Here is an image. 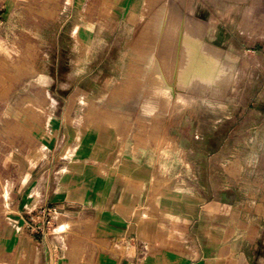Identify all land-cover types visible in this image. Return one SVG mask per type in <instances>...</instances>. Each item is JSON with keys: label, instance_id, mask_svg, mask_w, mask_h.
<instances>
[{"label": "crops", "instance_id": "1", "mask_svg": "<svg viewBox=\"0 0 264 264\" xmlns=\"http://www.w3.org/2000/svg\"><path fill=\"white\" fill-rule=\"evenodd\" d=\"M134 1L127 20L136 16ZM102 21L113 34L125 29L115 14ZM101 41L90 43L88 72L51 79L48 119L34 145L0 152V264H251L250 251H264V230L249 221L241 194L207 182L199 184L203 194L163 191L154 180L164 109L178 122L176 105H165L150 79L149 62L158 59L127 54L132 42L125 37ZM132 59L139 70L130 68ZM169 62L173 68L176 56ZM191 74L204 77V64ZM48 209L56 211L54 227L41 237L28 222Z\"/></svg>", "mask_w": 264, "mask_h": 264}, {"label": "rangeland", "instance_id": "2", "mask_svg": "<svg viewBox=\"0 0 264 264\" xmlns=\"http://www.w3.org/2000/svg\"><path fill=\"white\" fill-rule=\"evenodd\" d=\"M117 1L0 0V152L34 145L48 119L51 79L55 83L69 71L88 72L86 59L96 47L91 42L125 37L132 42L127 54L135 50L158 59L149 62L161 69L150 78L157 89L185 92L163 100L167 106L177 104L173 113L178 122H171L164 109L154 180L163 191L174 187L190 192L193 187L203 194L199 186L207 182L232 195L237 192L247 202L249 221L264 230V0H139L131 20L126 19L127 7L134 0ZM145 2L147 17L140 22ZM195 7L201 12L193 15ZM108 14H115L125 29L113 34V27L102 21ZM203 21L206 25H199ZM177 26L179 33H190L187 40L178 36ZM173 56L177 66L170 68ZM140 63L129 61L137 70ZM218 63L221 68L212 81L210 73ZM196 64L206 67L204 77L191 74ZM21 116L30 123L21 125ZM250 255L251 264H264L259 247Z\"/></svg>", "mask_w": 264, "mask_h": 264}, {"label": "bare ground", "instance_id": "3", "mask_svg": "<svg viewBox=\"0 0 264 264\" xmlns=\"http://www.w3.org/2000/svg\"><path fill=\"white\" fill-rule=\"evenodd\" d=\"M135 2V1H134ZM162 17V16H161ZM161 19V18H160ZM159 21H161V20H159ZM160 23V22H159ZM183 27V26H182ZM180 29V28H179ZM182 29V28H181ZM211 29V28H210ZM207 30V29H206ZM179 33V32H178ZM190 35V33L187 31V29H182L181 30V32L178 34V36H180V38L181 39H183V40H187L188 39V36ZM197 38V37H196ZM202 38V37H201ZM179 39V38H178ZM180 42V41H179ZM204 42V41H203ZM182 43V42H181ZM205 43V42H204ZM179 44V43H178ZM185 44V43H184ZM207 44V43H206ZM186 46V45H185ZM189 49H191V48H189ZM188 49V50H189ZM179 50H180V48H179ZM200 50V49H199ZM179 52V51H178ZM133 56V55H132ZM152 56V55H151ZM179 56V55H178ZM206 60H208V59H206ZM216 61V60H215ZM214 61V62H215ZM202 62V61H201ZM204 63V62H203ZM207 63V62H206ZM210 63V62H209ZM208 64V63H207ZM212 64V63H211ZM210 64V65H211ZM213 65V64H212ZM215 66H214V68H213V71L210 73V71H209V73H210V77H211V80L213 81V80H216L217 79V73L219 72V67L221 68V66H220V63H218V64H214ZM176 66H177V63H176ZM142 67H143V65H142ZM211 67V66H210ZM204 68H206V67H204ZM158 70H161V69H159V67L157 68ZM156 69V67L154 66V67H152V70H151V72H150V74H154V73H156V72H154L155 70H157ZM177 70H178V67H177ZM177 70H176V73H177ZM210 70V69H209ZM171 72H173V71H171ZM157 73H159V72H157ZM161 73V72H160ZM155 75V74H154ZM158 75V74H157ZM163 75V74H162ZM172 75H173V73H172ZM178 75V74H177ZM159 76H160V74H159ZM175 76V75H174ZM163 77H164V79H165V81H166V78H165V76L163 75ZM158 78V77H157ZM160 78V80H162L161 79V77H159ZM226 78V77H225ZM175 79H176V76H175ZM159 81V80H158ZM186 82V81H185ZM188 82V81H187ZM162 83V82H161ZM166 83H167V81H166ZM168 83H170V82H168ZM172 83V82H171ZM170 83V84H171ZM160 84V83H159ZM165 84V82L163 81V85ZM173 85H174V83H172ZM171 84V85H172ZM163 85H161V86H163ZM234 85H235V79H233L232 80V82H231V84H230V86H229V88H228V90L229 89H232L233 87H234ZM166 86V85H165ZM165 86H163V87H165ZM159 87V86H158ZM172 87V86H171ZM185 89V88H184ZM157 90H159V91H161V94H162V98H163V100H167L168 98H169V96L171 95V94H173V92H181V93H185V92H183V91H181V90H172L171 88H168V86H167V88H165V89H157ZM230 92V91H229ZM219 93V96L218 97H220L222 94H223V92L222 91H219L218 92ZM184 97V96H183ZM176 99V98H175ZM187 99V98H186ZM181 101H182V99H181ZM179 102V101H178ZM189 103V102H188ZM177 105V104H176ZM179 105V104H178ZM173 106H175V104L173 105ZM180 106V105H179ZM176 107V106H175ZM181 107V106H180ZM184 107H186V106H184ZM173 109V108H172ZM178 109H180V108H178ZM176 110V109H175ZM179 111V110H178ZM175 113V112H174ZM179 114H180V112H179Z\"/></svg>", "mask_w": 264, "mask_h": 264}, {"label": "built area", "instance_id": "4", "mask_svg": "<svg viewBox=\"0 0 264 264\" xmlns=\"http://www.w3.org/2000/svg\"><path fill=\"white\" fill-rule=\"evenodd\" d=\"M34 218L39 219L38 221ZM56 218V211L54 209H48L46 211H40L37 214H33L28 222L29 229L41 237L47 236L54 227V219Z\"/></svg>", "mask_w": 264, "mask_h": 264}]
</instances>
